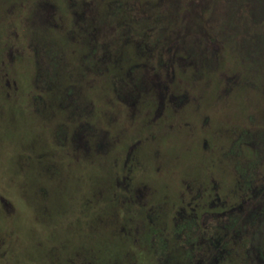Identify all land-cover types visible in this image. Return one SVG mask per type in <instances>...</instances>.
Instances as JSON below:
<instances>
[{"label":"rangeland","instance_id":"rangeland-1","mask_svg":"<svg viewBox=\"0 0 264 264\" xmlns=\"http://www.w3.org/2000/svg\"><path fill=\"white\" fill-rule=\"evenodd\" d=\"M159 70L181 90L177 113L154 127L132 104ZM137 139L121 170L117 155ZM114 171L149 194L124 199ZM259 171L264 0H0V264L147 263L136 246L106 248L120 243L121 220L231 209ZM204 189L215 207L197 206Z\"/></svg>","mask_w":264,"mask_h":264},{"label":"flooded vegetation","instance_id":"flooded-vegetation-1","mask_svg":"<svg viewBox=\"0 0 264 264\" xmlns=\"http://www.w3.org/2000/svg\"><path fill=\"white\" fill-rule=\"evenodd\" d=\"M180 82V79H175L173 71L171 77L167 76L164 80H161L159 70L157 88H151V98L150 95L146 96L145 102L143 101L139 106L132 104L133 110L135 113L137 112L139 117L148 116L152 112L154 114L153 126L159 127L161 122L165 126L164 122L168 121V115L164 114L165 110L170 109L169 111L174 113L178 111L174 108L172 101L175 99L178 89L181 90ZM154 97L157 99V102H154ZM174 124L178 125L180 123ZM201 131L207 133L213 132L208 127H202ZM142 140L137 139L135 142L121 148V152L117 155L121 156L124 154V166L121 170L125 169L129 161L136 160L135 154L140 150L145 139L143 142ZM158 140L156 145L159 144ZM203 142L206 145V137H204ZM108 150H106L104 156L108 155ZM144 154L145 152L142 153V156ZM133 168L132 166L127 169L129 173ZM114 172L116 184H121L122 193L125 194L122 196L124 199L134 202L136 199H133L134 197H137V199L145 198L149 194L145 192L146 188H148L145 184L141 183L144 189H141L142 187L130 186L132 177L129 173L120 174V171ZM257 175V181H251L249 187L242 188L244 191L241 194L240 202L236 206H232L231 209H224L219 212L202 211L198 213L194 212L196 208H190L188 212L181 208V212L178 213L177 218L176 216L171 217L170 224H168V219H163V216L152 215L151 213L128 216L121 220L119 224L121 232L120 243L116 242L114 245L107 244L106 248L110 247L111 250L118 254L120 250L125 249L122 246L124 244L132 249L133 246H136L138 254H147L151 263L152 259H155L154 263L157 262V264H235L233 259H238L239 264H264V172L261 173L259 171ZM205 177V179L211 177L214 186L216 185L214 188H219V184L214 180L211 173H208ZM205 189L199 194L197 206L205 207L209 204L213 208L215 207L214 201L207 203L210 200V194L206 193ZM213 193L217 200L218 192L213 191ZM181 195L184 197L185 193ZM194 199L191 197V200ZM144 200V203H147L146 199ZM228 200L226 199L216 205H220L221 207L227 206ZM187 204L189 205L190 202ZM233 210L240 211V214L232 213ZM136 217H142L143 220H138ZM1 248L3 251L0 252V259L7 261L5 260L6 248H4V245L3 247L0 245V250ZM53 248L52 252L57 251V261H59L60 254L58 249L60 248L58 246ZM81 249L85 250L83 247ZM75 251L76 249L72 253ZM128 251L130 250H127L125 253L127 254ZM177 251L181 253L179 261L172 254ZM86 252L90 251L86 250ZM86 252L84 251V253ZM111 253L110 251L109 254ZM92 256L84 257L88 261L87 264L107 263L105 259H103L104 261L98 259L96 263L94 261L95 258ZM139 257H136L134 260L108 262L109 264H151L150 261L145 262V256L142 257L141 255L142 261H140ZM67 258L61 259L60 262L65 264Z\"/></svg>","mask_w":264,"mask_h":264}]
</instances>
